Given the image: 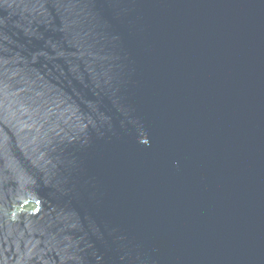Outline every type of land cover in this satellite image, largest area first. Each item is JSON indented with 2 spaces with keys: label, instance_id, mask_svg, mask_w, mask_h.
Here are the masks:
<instances>
[{
  "label": "water",
  "instance_id": "obj_1",
  "mask_svg": "<svg viewBox=\"0 0 264 264\" xmlns=\"http://www.w3.org/2000/svg\"><path fill=\"white\" fill-rule=\"evenodd\" d=\"M0 264H264V0H0Z\"/></svg>",
  "mask_w": 264,
  "mask_h": 264
}]
</instances>
